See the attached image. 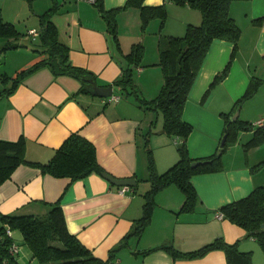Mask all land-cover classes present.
I'll list each match as a JSON object with an SVG mask.
<instances>
[{
    "label": "crops",
    "instance_id": "crops-1",
    "mask_svg": "<svg viewBox=\"0 0 264 264\" xmlns=\"http://www.w3.org/2000/svg\"><path fill=\"white\" fill-rule=\"evenodd\" d=\"M54 1L58 8L52 22L59 41L69 48L70 62L92 73L96 85H111L113 94L95 96L92 86L91 93L80 92V81L55 77L46 67L24 78L11 94H5V89L11 88L8 78L42 58L36 50L40 44L39 15L43 12L33 9L34 18L23 23L22 19L4 18L20 35L16 39L0 38V140L14 142L21 138L25 158L46 163L61 143L77 132L94 145L104 172L116 179L132 178L136 185L117 186L96 173L73 181L21 164L0 185V213L44 217L51 205L58 203L68 232L98 259L106 260L113 254L111 264H226L221 250L210 251L201 258L174 259L160 248L172 245L181 253H189L216 238L237 243L240 252L257 254L252 263L262 264L264 255L257 241L246 237L244 229L218 213L220 207L248 196L254 187L264 186V165L255 168L264 161V143L244 146L253 138L252 131L239 133L236 142L222 155L220 171L192 177L198 196L193 212H179L184 196L178 187L170 185L155 195L151 221L142 234L130 235L135 221L143 214L144 195L150 187L145 142L151 149L156 171L161 174L178 160L179 140L161 133V115L140 105L134 94L121 91L114 82L128 66L124 56L133 44L141 42L143 66L134 68L135 83L144 99L154 98L163 82L157 65L160 34L183 35L187 24L200 22V12L174 0H144L147 7L164 5L167 17L163 25L159 19L149 20L142 30L138 9L120 10L116 14L117 47L95 5L81 0ZM125 2L103 0V7L113 11ZM238 4L245 12L234 19L245 29H240L228 75L214 83L215 75L223 70L233 50L231 42L215 39L184 104L183 120L192 126L186 142L191 159L218 152L225 116L230 114L232 120L235 104L254 78L259 81L258 90L242 101L237 118L252 124L264 118V23L254 21L264 17V0H241ZM232 9L231 4L230 12ZM15 21L25 33L18 30ZM6 44L17 47L1 51ZM4 76L6 82L1 78ZM149 250L152 251L146 253ZM17 262L22 264L20 252ZM31 263L36 264L33 259Z\"/></svg>",
    "mask_w": 264,
    "mask_h": 264
},
{
    "label": "trees",
    "instance_id": "trees-1",
    "mask_svg": "<svg viewBox=\"0 0 264 264\" xmlns=\"http://www.w3.org/2000/svg\"><path fill=\"white\" fill-rule=\"evenodd\" d=\"M174 1L177 4H187L198 10L201 20L198 24H187L181 36H159L157 65L161 69L163 82L157 95L149 100L144 99L135 83L134 68L143 66L141 62L144 47L141 42L133 44L130 51L124 56L128 61V66L122 70L121 76L114 82V85L121 91H125L129 95L134 94L140 105L161 115V133L179 140L177 144L178 160L161 174L157 173L151 149L147 141L145 142L150 189L144 195L143 214L135 221L130 234L136 237L142 234L151 221L157 192L170 185H175L184 196V202L179 212H193L198 199L192 184L194 175L220 171L222 155L229 146L236 142L240 132H253V138L244 145L245 147L264 143V126H255L238 118L232 121L229 114L225 116L224 134H227V137L224 146L206 158L191 159L189 157L186 142L192 131V126L183 120L184 104L204 58L215 39L231 42L233 50L223 70L215 75L214 83L222 81L228 75L241 34L240 27L230 14V6L232 2L241 0ZM143 2L144 0H126L123 7L113 11L104 10L103 0H96L93 4L105 20L107 31L111 34L117 47H119V42L116 14L120 10L131 7L138 9L142 30L151 19H159L161 25L166 20L167 13L164 5L147 7L143 5ZM57 6L54 5L39 15L38 39L40 44L36 51L42 55V58L29 68L18 72L14 78H8V80L11 79V88L5 89V94L9 95L14 92L24 78L43 67L48 68L55 77L68 76L80 81L83 85L80 92L91 93V85L86 80L93 79L92 73L73 65L69 60L68 46L59 41L57 28L52 22ZM254 21L262 24L264 17ZM19 35L14 25L4 21L0 14V38L16 39ZM15 47L17 45L6 44L1 48V51ZM2 80L6 82L7 77L4 76ZM258 86L259 81L255 78L252 79L243 97L235 104L236 110L242 101L250 98L258 90ZM196 162L199 163L198 166L192 167V163ZM21 164L38 168L42 173L53 177H68L73 181L83 179L92 173L101 175L103 172L102 167L98 164L94 145L77 132L71 133L46 163L31 162L25 158L23 139L20 138L14 142L0 140V185L8 180L12 172ZM262 165H264V161L255 165V168ZM218 213L223 219L244 229L246 237L254 238L264 253V186L254 187L248 196L220 207ZM16 231L20 233L23 244L29 250L31 258L36 264H111L113 260V254H110L106 260L98 259L74 235L68 232L62 208L58 203L51 205L49 212L44 217L0 213V264H19L17 256L20 247L13 238V233ZM160 248L174 259L201 258L210 251L221 250L225 254L226 264H252L251 252H240L237 243L228 244L222 238H216L200 249L189 253H181L172 245ZM150 251L152 250L146 253Z\"/></svg>",
    "mask_w": 264,
    "mask_h": 264
},
{
    "label": "rangeland",
    "instance_id": "rangeland-1",
    "mask_svg": "<svg viewBox=\"0 0 264 264\" xmlns=\"http://www.w3.org/2000/svg\"><path fill=\"white\" fill-rule=\"evenodd\" d=\"M239 1H234L232 3L233 9L230 12L231 16L235 17L237 16L238 18L243 16L245 9L242 7V4H238ZM56 5L54 0H0V14L2 18L6 20H19L22 19V23L25 22L27 19H32L34 18L33 16V9L38 10L41 9L42 12H45L43 10H47L51 7ZM175 22V19L172 20V23ZM16 22V21H15ZM23 26V25H22ZM16 27L20 32L25 33V29H22L21 25L19 27L18 23L16 22ZM241 30H244L245 27L242 25ZM160 36H171V35H166L165 33H161ZM1 54V53H0ZM1 57V56H0ZM1 65L2 62H0V70H1ZM1 72V71H0ZM3 78V77H1ZM0 80V86H3ZM2 88V87H0ZM242 145V143H241ZM150 187L148 188V190ZM13 238L16 242V244L20 247V256L22 259V264H30L31 261V255L27 247L23 244L22 238L19 232H14L13 233ZM258 245V244H257ZM22 246V247H21ZM260 248V246L258 245ZM261 251V248H260ZM262 253V251H261ZM264 255V253H262ZM254 256V257H253ZM253 258V259H252ZM258 258L257 254L256 255H251V259L256 262V259ZM260 262V261H259ZM262 264H264V259H261ZM33 264V263H31ZM253 264V263H252Z\"/></svg>",
    "mask_w": 264,
    "mask_h": 264
},
{
    "label": "water",
    "instance_id": "water-1",
    "mask_svg": "<svg viewBox=\"0 0 264 264\" xmlns=\"http://www.w3.org/2000/svg\"><path fill=\"white\" fill-rule=\"evenodd\" d=\"M87 83H89L92 86V94L95 96L99 97H110L113 94L112 91V86L109 85L107 87H101L96 85L94 79H87ZM239 113V108L236 110L235 114L232 117V121H235L237 119V115ZM227 134H224L221 142H220V147L224 146L225 140H226ZM199 163H192V167L198 166ZM101 175L107 179L110 183L117 185V186H124V187H134L136 185L134 179L129 178V179H116L109 175L106 172H102Z\"/></svg>",
    "mask_w": 264,
    "mask_h": 264
},
{
    "label": "built area",
    "instance_id": "built-area-1",
    "mask_svg": "<svg viewBox=\"0 0 264 264\" xmlns=\"http://www.w3.org/2000/svg\"><path fill=\"white\" fill-rule=\"evenodd\" d=\"M81 1H85L89 4H94L96 0H81ZM31 34H35V31L34 30H31L30 31ZM255 126H264V118H261L259 119L258 121H256L254 123Z\"/></svg>",
    "mask_w": 264,
    "mask_h": 264
}]
</instances>
